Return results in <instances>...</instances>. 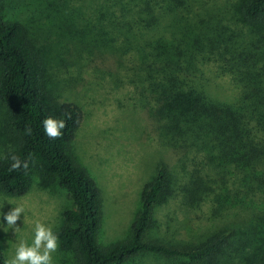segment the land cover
I'll return each instance as SVG.
<instances>
[{"label": "trees", "instance_id": "trees-1", "mask_svg": "<svg viewBox=\"0 0 264 264\" xmlns=\"http://www.w3.org/2000/svg\"><path fill=\"white\" fill-rule=\"evenodd\" d=\"M94 14L99 42L113 47L115 35L123 37L118 52L110 51L116 62L121 65V56L132 52L128 57L137 64L131 82L137 79L136 87L146 98L149 123L166 135L171 151L181 147L199 157L186 186L190 198L204 202L209 191L226 186L233 197L239 191L264 197V0L212 6L202 0H104ZM106 24L115 28L108 33ZM211 61L229 74L237 91L233 99L207 91L200 66ZM45 70L22 24L0 15V103L14 131L13 145L0 154V189L24 194L33 168L55 178L73 200L56 233L62 249H74L79 264H125L140 252L182 257L192 264H264V212L240 215L227 210L224 219L214 220L204 237L189 245L145 238L155 204L167 187L163 166L141 186V209L128 237L100 244L102 193L72 150L83 111L50 92ZM48 116L66 119L59 139L44 133L42 121ZM11 154L28 161L29 168L10 170L11 160L5 157ZM223 197L229 199H218L211 212L222 215L229 203L243 206L240 198L235 201L228 193ZM5 261L0 249V264Z\"/></svg>", "mask_w": 264, "mask_h": 264}, {"label": "rangeland", "instance_id": "rangeland-1", "mask_svg": "<svg viewBox=\"0 0 264 264\" xmlns=\"http://www.w3.org/2000/svg\"><path fill=\"white\" fill-rule=\"evenodd\" d=\"M103 1L0 0L2 18L21 23L42 58L50 92L82 108L83 117L72 141V150L76 161L96 180L102 193L98 242L107 245L128 237L130 224L141 209V186L159 166L166 169L169 179L155 204L145 238L189 245L200 241L215 225L214 220L224 219L227 210L240 215L264 212V197L244 196L241 191L233 197V190L228 186L209 191V198L204 202L197 203L193 198L192 201L186 186L199 157L182 151L181 147L171 151L166 135L156 132L155 125L149 123L145 114L146 98L136 87L137 79L131 82L137 64L128 57L132 52L121 56V65L110 53L118 52L116 48L122 47L123 37L116 34L112 47L94 36L98 24L94 12ZM233 1L202 0V4L224 5ZM101 12L99 17L105 24L107 20ZM104 27L108 33L115 28L109 24ZM97 50L102 54H96ZM200 68L207 91L221 99L235 97L237 91L229 74L221 72L214 61ZM11 131L5 108L0 103V154L13 145L10 138L14 131ZM223 193H228L235 201L242 199L243 206L229 203L227 208L221 209L222 215L211 212L212 206L215 209L218 206V199L225 200ZM0 205V213H7L17 205L25 209L17 221L16 233L12 228L4 230L7 224L0 215V249L8 260L14 256L20 240L31 244L36 220L52 226L57 233L64 223L63 211L73 205V200L55 178L33 168L29 189L22 195L0 189ZM53 264H79L78 256L74 249L59 246L53 254ZM125 264L192 263L182 257L140 252Z\"/></svg>", "mask_w": 264, "mask_h": 264}, {"label": "clouds", "instance_id": "clouds-1", "mask_svg": "<svg viewBox=\"0 0 264 264\" xmlns=\"http://www.w3.org/2000/svg\"><path fill=\"white\" fill-rule=\"evenodd\" d=\"M70 118V114H66V119ZM66 119H57L52 116L46 117L42 121L45 135L49 139H59L62 136V130L66 127ZM31 131L30 127L26 128V132L29 135ZM5 158L11 160L10 170L12 171H26L29 168L28 161H22L15 154H11ZM24 211L23 206L17 205L13 206L7 213H0L7 224L4 230L7 231L8 228H12L16 233L19 230L16 227L17 221L20 219L21 214H24ZM33 233L31 244L26 240H20L15 248L14 256L6 260L5 264H53V254L59 247L58 235L53 231L52 226L39 220L34 222Z\"/></svg>", "mask_w": 264, "mask_h": 264}]
</instances>
